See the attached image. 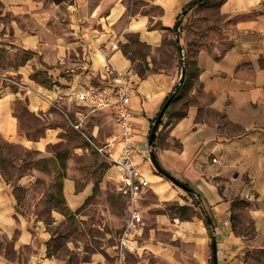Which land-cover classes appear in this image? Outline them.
Returning a JSON list of instances; mask_svg holds the SVG:
<instances>
[{"label":"crops","instance_id":"1","mask_svg":"<svg viewBox=\"0 0 264 264\" xmlns=\"http://www.w3.org/2000/svg\"><path fill=\"white\" fill-rule=\"evenodd\" d=\"M96 1L91 8L89 0H74L61 21L54 15L53 3L43 6L37 0H0V136L7 142L42 152L57 140L62 130L58 121L63 118L59 113L66 118L75 116L81 125L89 117L76 104L74 94L88 79L96 86L106 83L104 68L110 66L125 76L132 87L134 140L138 152L143 154L135 155L134 161L151 180V189L158 184L169 188V182L156 180L145 153L151 119L159 113L176 83V65L173 71L165 72L149 55L145 62L149 73L142 79L134 72L131 60L123 54L120 45L127 44L126 33H134L152 50L159 49L165 34L192 0H147V6L159 7L161 14L131 16L124 26L120 25L125 15L123 0ZM260 1L227 0L220 11L227 15L246 14L263 4ZM262 4L259 6L262 13L236 24L228 39L229 47L222 49L221 44H215L209 49L197 50L194 71L201 85L197 105L189 107L184 118L167 127V137L161 145L157 144L161 166L173 176L181 174L190 184H196L197 193L194 192L213 220L217 264H243L239 256L247 242L233 232L230 221L236 199L247 202L246 210L255 227V236L248 243L264 246ZM7 16L11 17L8 21L4 20ZM59 24L65 26L66 36L56 37ZM22 50L33 52V57L17 61V54ZM73 55L81 58L76 63L68 61ZM56 65L57 71L71 68L77 73L59 77L56 81L60 85H54L53 89L35 86L29 79L40 67ZM53 75L57 74L53 72ZM5 77H11L21 86L3 81ZM17 101H24L29 113L47 123L39 139L34 140L21 130L14 110ZM52 107L57 110L58 120H54ZM103 113L115 130L108 112L94 115ZM175 141L179 142L180 151L171 145ZM66 188L68 197L75 198L72 180L67 179ZM16 207L12 188L0 172V264H60L47 256L49 234L27 213L17 212ZM101 261L97 259L90 264H101Z\"/></svg>","mask_w":264,"mask_h":264},{"label":"rangeland","instance_id":"2","mask_svg":"<svg viewBox=\"0 0 264 264\" xmlns=\"http://www.w3.org/2000/svg\"><path fill=\"white\" fill-rule=\"evenodd\" d=\"M37 1L43 3V6L53 3L54 15L61 21L66 17L65 13H68L69 5L74 2V0ZM261 1L263 4L260 5L264 6V0ZM96 2L89 0V6L94 7ZM220 2L222 0H204L192 8L182 21L180 45L185 61L187 60L190 65V82L180 99L162 117L163 125L159 128L160 135L156 147L158 143L161 145L167 135V127L174 125L176 118L187 112L189 107L197 105V97L201 95V85L196 72L194 73V57L197 50L209 49L215 44H221L222 49L229 47L228 39L234 33L236 24L244 19L254 18L263 11L259 5L246 14L227 15L221 13ZM122 4L125 6V15L121 20V26H124L131 16L161 14L159 7L147 6V0H123ZM10 19V16L4 18L7 21ZM65 29L62 24L56 25V37L66 36ZM125 36L127 43H132L130 51L134 59L132 63L134 71L143 70L147 75L149 73L146 61L138 54L141 51L145 55V60L150 55L154 64H159V67L166 70L165 72L173 71L172 67L175 64L176 83L178 82L182 56L179 49L177 50L178 43L177 46L174 43L176 33L169 31L165 34L163 46L155 51L149 46H138L137 34L126 33ZM33 55V52L22 50L17 54V61L22 62ZM80 58L73 55L67 60L76 63ZM55 68L59 69V66L40 67L30 74L29 79L35 86L53 89L54 85H60L56 79L67 78L77 73V71L73 73L71 68H61L59 71ZM76 68L78 66L73 69ZM155 69H158V66ZM53 72L57 75L54 76ZM52 109L54 120H58L57 110L53 107ZM14 110L21 130L30 138L36 140L44 135L47 123L40 116L29 113L24 101H17ZM81 111L86 114L85 110ZM59 114L63 118V121H58L62 130L57 140L46 146L42 152L7 142L0 136V172L16 197L17 212L27 213L38 222L44 232L49 234L47 241L49 257L60 264H90L97 259L102 260V263L114 264L110 256L121 246L120 239L127 219V206L117 189V170L111 162L115 152L108 147V139L114 130L112 122L104 113L90 115L79 129H76L75 124L79 123V120L75 116L66 118ZM156 116L151 119V125ZM171 145L180 151L178 141ZM156 155L158 158L157 150ZM59 159L66 163V176L61 180L57 178L55 170ZM147 161L150 163L152 173L161 181L169 182L168 189H174L177 194L175 193L169 200H162L156 194V186L153 185V189L140 196L138 204L142 211L143 227L136 236V247L133 250L125 249L124 264H210V238L203 215L194 203L195 197L158 174L150 160ZM37 164L39 168L47 166L51 170H37L34 168ZM167 173L197 191L196 184L194 182L190 184L181 174L173 176L170 172ZM187 174H190L188 170ZM67 179L72 180L74 185L76 197L73 199L68 197ZM177 205L188 206L189 216L181 217L177 212ZM230 221L233 232L247 242L239 256L241 262L264 264V246L248 243L255 236V227L246 207L240 203L236 204L231 212Z\"/></svg>","mask_w":264,"mask_h":264},{"label":"built area","instance_id":"3","mask_svg":"<svg viewBox=\"0 0 264 264\" xmlns=\"http://www.w3.org/2000/svg\"><path fill=\"white\" fill-rule=\"evenodd\" d=\"M104 75L106 83L96 86L88 79L87 83L75 92L74 98L76 104L88 112V116L108 112L115 127L114 133L108 139V147L115 152L111 162L117 170V189L125 200L127 219L120 239L121 246L110 257L114 264H124L125 249L133 250L136 247V236L143 227L142 211L138 204L140 196L151 189L152 183L134 161L135 155L140 153L132 126L131 84L125 76L117 74L110 66L104 68ZM3 81L21 86V83L11 77H5ZM50 106H54L53 103H50ZM80 126V123L75 124L76 129ZM146 150L145 154L149 158L148 144Z\"/></svg>","mask_w":264,"mask_h":264},{"label":"trees","instance_id":"4","mask_svg":"<svg viewBox=\"0 0 264 264\" xmlns=\"http://www.w3.org/2000/svg\"><path fill=\"white\" fill-rule=\"evenodd\" d=\"M225 1H227V0H222V2H220V5H219V7L225 2ZM192 2V1H191ZM191 2H189L188 3V5L191 3ZM187 5V6H188ZM187 6L185 7V8H187ZM184 8V9H185ZM189 13V11L186 13V15ZM185 15V16H186ZM185 16L183 17V19L185 18ZM180 19V15L178 16V18H177V21ZM183 19H182V21H183ZM176 21V22H177ZM182 24V23H181ZM169 31H172V32H174V33H176V30H175V25H174V27L172 28V29H170ZM180 31H181V25H180V28H179V33H180ZM175 45L177 46V41L175 40ZM136 44L138 45V46H142V47H148L146 44H144V43H142V42H140V41H137L136 42ZM131 45H132V43L130 44V43H127V44H124V45H121V47H120V49H121V51L123 52V54L129 59V60H131V62L133 63L134 62V59L132 58V54H131V51H130V47H131ZM179 49V46H178V48H177V50ZM142 52L140 51V52H138V54L139 55H141L142 56V60L143 61H146L145 60V55H143V53L141 54ZM1 55V54H0ZM186 63H185V68H186V73H185V78H184V80H183V82H182V84L179 86V85H177V83H175V85L173 86V88H172V90L169 92V94L167 95V97L165 98V100H164V102H163V104H162V106L164 105V103L166 102V100L168 99V98H170L174 93H175V95H174V97H173V99H172V101H171V103L169 104V106L167 107V109L165 110V112H164V115H166L169 111H170V109L172 108V106L174 105V103L176 102V101H178L179 99H180V97L182 96V94L184 93V90L186 89V86H187V84L190 82V77H189V72H190V65L188 64V62H187V60L185 61ZM44 65V64H43ZM134 70V69H133ZM140 78H142V79H144L146 76H147V74L143 71V70H139L138 72H136V71H134ZM147 72H149V68H147ZM192 73V72H191ZM190 73V74H191ZM194 73H195V71H194ZM50 86H52V84H50ZM162 106H161V108H162ZM160 108V109H161ZM170 114V113H169ZM186 116V112H184V113H182V115H180L178 118H176V121L177 120H180V119H182V118H184ZM171 118H172V116H171ZM154 122V121H153ZM163 124H162V119H161V121H160V123H159V126H158V128H157V131H156V136H155V138H154V142L156 143L157 142V140H158V133H159V128L162 126ZM152 126V125H151ZM151 128V127H150ZM33 139V138H32ZM48 160H42V162H47ZM34 168L35 169H37V170H40V171H49V170H51L50 168H47V166L46 167H43V168H39L38 167V164L37 165H35L34 166ZM55 170H56V174H57V178L58 179H64L65 178V176H66V163H65V161L63 160V159H59V161H57V167L55 168ZM164 177V176H163ZM61 185V184H60ZM16 189H20V188H14V190H16ZM194 191V190H193ZM13 192V191H12ZM14 194V193H13ZM15 196V195H14ZM15 200H16V197H15ZM16 203H17V201H16ZM194 203L195 204H197V206H198V208L200 209V211H201V213H202V215H203V220H204V225H205V228H206V230H207V232H208V237L210 238V250H211V259H210V264H213V262H212V238H213V236H214V231H213V228H214V226H213V220H212V218L208 215V213L204 210V207L202 206V203H201V200H200V197H199V195L198 194H196V197H195V200H194ZM238 203H240L241 205H243V206H247L248 204H247V202H244V201H240V200H235L234 202H233V205H232V207L234 208V206L236 205V204H238ZM17 208V207H16ZM176 209H177V212H179V215L181 216V217H188L189 216V212H190V209H189V207L188 206H179V205H177L176 206ZM47 256H49V253H48V248H47Z\"/></svg>","mask_w":264,"mask_h":264},{"label":"water","instance_id":"5","mask_svg":"<svg viewBox=\"0 0 264 264\" xmlns=\"http://www.w3.org/2000/svg\"><path fill=\"white\" fill-rule=\"evenodd\" d=\"M204 0H192V2L187 6V8L183 9L181 15H180V19L176 22L175 24V30H176V41L179 45V51L181 53V69H180V77L179 80L177 82V85H181L184 78H185V73H186V68H185V57H184V53H183V48L180 45V33H179V28L180 25L182 23V19L183 17L186 15V13L188 11H190L192 8H194L196 5L202 3ZM175 93L166 100V102L164 103V105L162 106V108L160 109L159 113L157 114L151 128H150V132H149V136H148V151H149V160L152 164V166L155 168L156 172L162 176H164L165 178H167L169 181H171L175 186L183 189L184 191H186L187 193H189L191 196L196 197V193L187 185L182 184L181 182L177 181L175 178H173L169 173H167L163 167L161 166L157 155H156V143L154 142V138L156 136V131L157 128L159 126V123L162 119V117L164 116V112L167 109V107L169 106V104L171 103L173 97H174ZM212 262L213 264H217V246H216V239H215V235L212 238Z\"/></svg>","mask_w":264,"mask_h":264},{"label":"bare ground","instance_id":"6","mask_svg":"<svg viewBox=\"0 0 264 264\" xmlns=\"http://www.w3.org/2000/svg\"><path fill=\"white\" fill-rule=\"evenodd\" d=\"M156 179L161 180L159 177H156ZM156 193L162 200H169L175 196V192L173 190L165 188L161 186L160 184L156 186Z\"/></svg>","mask_w":264,"mask_h":264}]
</instances>
